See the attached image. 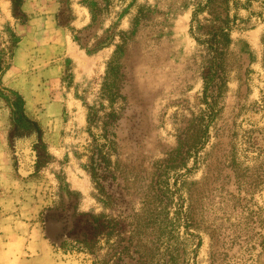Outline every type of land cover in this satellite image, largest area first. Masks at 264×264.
<instances>
[{
  "label": "rangeland",
  "instance_id": "rangeland-1",
  "mask_svg": "<svg viewBox=\"0 0 264 264\" xmlns=\"http://www.w3.org/2000/svg\"><path fill=\"white\" fill-rule=\"evenodd\" d=\"M206 3L0 0V264H264V0Z\"/></svg>",
  "mask_w": 264,
  "mask_h": 264
},
{
  "label": "trees",
  "instance_id": "trees-1",
  "mask_svg": "<svg viewBox=\"0 0 264 264\" xmlns=\"http://www.w3.org/2000/svg\"><path fill=\"white\" fill-rule=\"evenodd\" d=\"M23 1L24 0H12L13 4V14L16 18H21L23 20L27 19V15L22 9L23 7ZM213 2V0H207V6ZM197 13L194 14V18L197 14L202 12L204 10V7H199L196 9ZM95 19V17H93ZM231 27L230 25H221L218 27V29H214L212 34L208 39L205 40L204 43H206L209 51L211 52V62L210 66L206 71L205 78L208 82L207 88L213 85V82L216 78L222 77V70L220 69L221 66V59L223 54V42L224 40H228L230 38L231 33ZM81 38V37H80ZM82 40V39H80ZM111 69V65H110ZM110 70H108V73ZM21 117H24L26 120H28L31 125H33V128L37 130V136L33 140V147L39 148L40 151L37 153V157L41 159V157L45 158L48 154L47 151L43 148L42 143V130L38 124L37 121L29 119L26 117L25 110L21 109ZM10 141L12 144V147L14 149V153L16 158H19V149H17L14 137L10 135ZM17 154V155H16ZM41 160H37L35 163V167L39 168L42 165ZM18 170L22 171L25 170V168L22 165H18ZM84 217V216H83ZM80 216L77 218V220L74 222L73 229L68 232V237H72L74 242L77 243H83L85 245H89L90 241H93V243H98L100 239L104 236H107L108 238L115 233L120 234V228L116 223L112 224V220H107L105 215H96L94 218H83ZM122 252V250H118L117 253Z\"/></svg>",
  "mask_w": 264,
  "mask_h": 264
},
{
  "label": "crops",
  "instance_id": "crops-1",
  "mask_svg": "<svg viewBox=\"0 0 264 264\" xmlns=\"http://www.w3.org/2000/svg\"><path fill=\"white\" fill-rule=\"evenodd\" d=\"M40 245L45 246V238L40 239ZM34 247V246H33ZM34 250L36 251V248L34 247ZM33 254V253H32ZM34 259V258H33ZM35 260V259H34Z\"/></svg>",
  "mask_w": 264,
  "mask_h": 264
},
{
  "label": "flooded vegetation",
  "instance_id": "flooded-vegetation-1",
  "mask_svg": "<svg viewBox=\"0 0 264 264\" xmlns=\"http://www.w3.org/2000/svg\"><path fill=\"white\" fill-rule=\"evenodd\" d=\"M20 165H21V163H20ZM27 167V166H26ZM65 236H66V234H65Z\"/></svg>",
  "mask_w": 264,
  "mask_h": 264
}]
</instances>
